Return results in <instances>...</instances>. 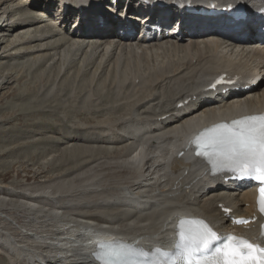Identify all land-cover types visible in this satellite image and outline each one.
Instances as JSON below:
<instances>
[{"label": "bare ground", "instance_id": "obj_1", "mask_svg": "<svg viewBox=\"0 0 264 264\" xmlns=\"http://www.w3.org/2000/svg\"><path fill=\"white\" fill-rule=\"evenodd\" d=\"M15 1L0 0V47L4 46L0 51V69L4 73L2 79L6 80L3 84L0 82V92L5 91L13 79L14 73L11 74L10 69L15 65L11 61H15L28 63V71L33 70L37 80L43 81L42 87L34 94H62L64 86L73 81L70 79L72 76H69L71 72L79 77L82 75L79 80L88 81L87 87L95 78L96 81L104 82L110 74L115 80L119 73H124L122 83L134 76L140 83L136 80L132 87L138 88L141 85L147 88V93L134 94L131 91L135 96L134 103L130 104L133 108H130L131 111L128 109L133 111L131 116L126 111L129 118L124 121L121 119V123L107 127L104 131L92 130L84 134V128L94 126V123H90L81 130L73 131L72 126L71 133L67 132L64 119L58 121L57 130L64 134L57 144L81 143L67 145L65 150L77 156H85L91 164L98 158L110 156L107 163L103 160L106 163L104 165L109 166V171L120 180V186L119 183L116 185L120 187V195L117 197V194L110 205L119 211L115 213V210L112 215L90 214L88 217L92 222L89 223L82 220L84 214H80L81 217L66 213H72L77 204L71 205L66 201L59 203L58 198L64 190L58 186L56 189L53 186V191L49 187L51 192H45L41 187L31 190L27 188L25 191L1 184L0 195L6 199L0 200V264H96L92 256L93 244L112 238L145 250L156 247L167 249L176 240L175 228L181 218L202 219L220 234L235 230L250 238L254 237V223L245 227H237L233 223L234 219L253 221L258 218L255 210L256 195L251 184L239 181L228 172L213 175L210 169H205L199 161L190 158L182 141L188 135L198 134L213 125L230 124L243 116L264 114V0H253L255 5L252 9L247 6L235 7L241 0H58L59 7L56 10L53 8L57 0H45L42 3L41 0H20L12 9L9 6L11 10L3 7ZM116 8L122 9L123 14L117 15ZM137 16L146 19L145 27L140 30L135 24ZM173 21H177L179 26L176 35L173 32L169 35L166 28ZM137 33H140L138 39L135 38ZM159 57L163 63L151 65L157 63ZM140 63L143 67H139ZM13 68L16 69L15 66ZM217 73L226 74L236 83L208 89V80ZM15 81L18 80L15 78ZM179 81L188 82L189 85ZM170 83L176 91L181 85L184 86L177 94H171L170 89V94H166L164 88L168 85L170 87ZM24 92L8 88L6 94L10 98L13 94H21L18 97L21 100ZM85 93L88 94L86 90ZM89 102L95 107L102 104L97 97L90 98ZM79 109L89 114L86 107ZM51 110L45 108L40 113L53 115L56 111L53 109L52 113ZM17 111L20 110L3 113L1 122L9 121V116L16 120L17 116H28L32 120L31 111ZM102 113L89 117L94 118V121H104L108 112ZM51 115H45L40 122L32 120L28 125V133L17 137H1L0 143L10 141L14 144L25 138L33 140L32 135L37 134L40 126H53L55 122L50 124V121H45ZM71 120L79 122L82 117ZM39 139L36 141L38 144L48 147L56 143L54 139L52 142ZM110 144H115L114 147H128L118 148L115 152L107 151L109 147L104 149V145ZM99 146H103V149ZM137 146L142 147L138 158L133 156ZM81 161L87 164L90 162L79 157L71 163L70 159V166L73 164L71 169H76ZM99 162L96 163L102 166ZM68 171L64 170V175ZM93 184L97 185L93 182V187ZM80 191L84 190H77L78 194ZM17 199H26L28 203L13 204V200ZM103 202L106 204V201ZM34 204L43 206L36 207ZM225 209L229 211L225 212ZM14 213H17L21 221L13 218ZM262 221L258 218V226Z\"/></svg>", "mask_w": 264, "mask_h": 264}, {"label": "rangeland", "instance_id": "obj_2", "mask_svg": "<svg viewBox=\"0 0 264 264\" xmlns=\"http://www.w3.org/2000/svg\"><path fill=\"white\" fill-rule=\"evenodd\" d=\"M45 0H41V3L44 2ZM242 2H240V4H245V5H248L250 4L248 0H241ZM20 2V0H16L14 3H8V5H5L3 6L5 9L7 8L8 10H11L14 5H17V3ZM24 2V1H23ZM12 4V5H10ZM239 5V4H238ZM10 6V8H9ZM13 6V7H12ZM235 6V5H234ZM59 7V3H58V0L55 1V7L53 8V10H56L57 8ZM54 13V11H53ZM117 13H122V11L119 9V11ZM57 20V19H55ZM57 22V21H56ZM135 24L137 25V27H140L141 24L137 21H135ZM171 28H169L170 30ZM138 34V33H137ZM139 35H137L135 38L138 39ZM134 45V44H133ZM3 46V45H2ZM0 47V51H2L1 48L3 47ZM30 61H32V57L29 58ZM135 58H133L132 60H134ZM160 57H159V60L157 58V63H151L152 64H157V65H161V62L162 60L160 61ZM168 60V59H166ZM8 61V60H7ZM6 61V62H7ZM164 61V60H163ZM12 64H15V65H12V68L10 69V72L11 74H13V79L10 80V83L9 85L7 86L8 88H11V89H19L21 92H24L25 94H22V98L21 100L19 99L18 100V97L21 96V94H13L12 96L13 97H8V94H6L8 92V88L4 90H2L0 92V117L2 116L3 113H6L10 110H20V111H17L18 113L19 112H23L22 110H26V111H31L32 113V120L33 121H36V122H40L41 118L44 117L45 115H51V114H41L40 111H42V109L44 110L45 108H49V109H54L53 111H56L53 115H51L49 118L45 119V121H50V124L51 122H55L54 124H52L53 126L51 127L50 125H46V126H40L37 134L35 135H32L33 137V140H29L27 138L25 139H22V140H17V142H15L14 144H11L12 142L10 141H6L5 143L4 142H1L0 143V185H7V186H11L12 188H14L15 190L16 189H19V190H25L27 191L29 188V190L31 189H35V188H40L42 191H45V192H49L50 189L48 190L49 187H51V190L53 191V189L57 186L58 188H61L64 190V192H61L63 194V197H62V194H61V197L58 198V202L59 203H69L71 205H79L81 204L80 206H77L75 205L74 207V211L71 213V212H66V213H69V214H74V215H78V216H85L83 217L82 220H85V221H88L89 223H91L92 221H90L88 215L90 214H94V215H103L104 213L105 214H114V211L115 213L118 212L119 210L117 208H114L113 206H111L110 204L112 203L113 200H115L116 198V195L117 197L120 195V192H119V189L120 187V183H119V179L118 177L113 174L111 171L109 166H105L106 163H107V160L110 159V156H104V157H101V158H98V162L102 164V166H100V164L94 162L91 164V161L88 159V158H84L85 156H77L73 153H70V151L67 149L65 150V146L68 147L69 145H73V144H81L80 142H72L73 144L69 143V144H63V145H60V144H57V141H61L62 139H59L62 134H64V132H59L57 130V126H58V121L61 120V119H64L65 123H66V127L68 128L67 129V132H71L73 133V131H75L76 129H82V127H84V125H89L90 123H94L93 127H86L84 128L83 130V133L86 134L87 131H92V130H100V131H104L108 128H111L115 125H118L119 123H121L122 121H124L126 118H129L132 114L131 109L130 108H133V105H130V104H133L134 101H135V96H133L132 94H146L147 93V88H144L142 87L141 85L138 87V88H133V84H134V81L138 80L139 83H140V80L139 79H136V78H133L134 76H131L129 75L127 80L129 81H125L124 83L123 80H124V73H119L117 75V79L114 77H110L109 75V78H107V80L104 82H102L103 80H100V81H96V78L94 79L95 81L92 82V84H90L89 86L90 87H87L86 84L88 85V81L86 80H79V79H82V75L77 76L76 74H73L72 72L69 73V76H72L70 79H71V83H67L65 86H64V89H63V92L62 94H34L35 91L37 92L40 88L42 87V85L44 84L43 81L40 82V80L38 81L37 78H36V73L35 72H32L33 70H29L28 71V63H22V62H15V61H11ZM14 62V63H13ZM156 62V61H155ZM160 64H159V63ZM8 63V62H7ZM7 63H2L3 65H6ZM21 63V65H20ZM76 63V62H75ZM163 63V62H162ZM8 65V64H7ZM18 65V67H17ZM142 65V66H141ZM16 67L15 70H13L14 68L13 67ZM122 67V64L121 66L118 68L119 70L121 69ZM139 67H143V64L140 63L139 64ZM12 70V71H11ZM20 70V72H19ZM74 70V69H73ZM14 71V72H13ZM76 71V70H75ZM2 70L0 69V82L5 83V79H2V76H4L2 73ZM19 73V74H18ZM33 73V74H32ZM35 74V75H34ZM21 75V76H20ZM22 78L20 81H19V78ZM77 79H75V78ZM15 78L16 80L18 81H15ZM113 78V79H112ZM132 79V80H131ZM134 79V80H133ZM13 80V81H12ZM113 80V84H112V81ZM119 80L121 81L120 84L119 83ZM15 81V82H14ZM80 81V82H78ZM111 81V82H110ZM133 83H131V82ZM40 82V83H39ZM100 82V83H99ZM115 82V83H114ZM180 82V81H179ZM95 83V84H94ZM103 83L105 85H103ZM172 83V82H171ZM170 83V87L168 85V87L166 86L164 88V93L166 94H170V92H172L171 94H177L179 93V90L182 86L184 85H181L179 87V89H177V91L175 89H173L172 85ZM181 84H185L187 85L188 82H180ZM76 84V85H75ZM101 84V85H100ZM109 85V86H106ZM112 84V85H111ZM130 86H129V85ZM68 85V86H67ZM79 85V86H78ZM85 85V86H84ZM100 85V86H98ZM104 87H103V86ZM189 85V84H188ZM15 86V87H14ZM39 86V87H38ZM98 86V87H96ZM119 86V87H118ZM76 87V88H75ZM122 87V89H121ZM69 88V89H68ZM75 88V90H74ZM82 88L86 90L87 93L84 94V91L82 90ZM98 88V90H97ZM105 88L107 89L105 91ZM168 88V89H167ZM42 89V88H41ZM90 89V90H88ZM93 89V90H92ZM115 93H114V91ZM135 89V90H134ZM138 89V91H137ZM144 91H143V90ZM169 89L172 90L169 92ZM28 90V91H27ZM72 92H71V91ZM95 90V91H94ZM168 90V91H167ZM174 90V91H173ZM33 91V93H32ZM68 91V92H67ZM102 91V93H101ZM122 93H121V92ZM129 92L128 94L126 92ZM133 93H132V92ZM137 91V92H136ZM30 92V93H29ZM76 92V93H74ZM78 92V93H77ZM90 92V93H89ZM100 92V93H99ZM119 92H120V95H119ZM123 92L125 93V96L123 95ZM142 92H145V93H142ZM32 93V94H31ZM74 93V94H72ZM93 93V94H92ZM109 96H108V94ZM113 93V94H112ZM131 93V94H130ZM72 94V95H71ZM77 94V97H75ZM81 94V95H80ZM88 96H87V95ZM118 94V95H117ZM121 94H122V98H121ZM127 94V95H126ZM23 95H26V96H23ZM71 95V96H69ZM85 95V96H84ZM111 95V96H110ZM116 95V96H115ZM132 96L130 98V96ZM17 96V97H16ZM95 96V97H94ZM100 96V97H99ZM129 99H127V97ZM26 97V99H25ZM89 97V98H88ZM98 98L100 99V101H102V104L101 106L99 107H95L93 104H90V98L93 99V98ZM111 97V98H110ZM126 97V98H125ZM134 97V98H133ZM13 98V99H12ZM110 100H108V99ZM16 99V100H15ZM29 99V100H28ZM82 99V100H81ZM89 99V100H88ZM107 99V100H106ZM116 99V100H115ZM133 99V100H131ZM12 100V101H11ZM23 100V101H22ZM27 100V101H26ZM115 100V101H113ZM121 102H119V101ZM131 100V101H130ZM14 101V102H13ZM18 101V102H16ZM19 101L23 102V103H19ZM53 101V102H52ZM86 101V102H85ZM107 101V102H106ZM123 101V102H122ZM12 102V103H11ZM16 102V103H15ZM14 103V104H13ZM87 103V104H86ZM105 103H108V106L107 104ZM118 103V104H117ZM123 103V104H121ZM130 106H129V105ZM10 105V106H9ZM14 105V106H13ZM42 105V106H41ZM54 105V106H53ZM85 105V106H84ZM87 105V106H86ZM6 106V107H5ZM37 106V108H36ZM107 108H106V107ZM114 106V107H113ZM132 106V107H131ZM3 107V108H2ZM79 107H86L87 110L89 111V114H86L84 113L85 111H82L79 109ZM125 107V108H124ZM129 107V108H128ZM41 108V109H40ZM89 108V109H88ZM4 109V110H3ZM8 109V111H7ZM56 109V110H55ZM122 109V111H121ZM130 111H129V110ZM51 110V112L53 113V111ZM124 110V111H123ZM102 111L104 112H108L106 113L107 116L106 118L104 119V121H94L95 119L92 118V117H89L90 115H99V114H103ZM130 115H128V113ZM63 112V113H62ZM80 112V113H79ZM113 112V113H112ZM57 113V114H56ZM120 113V114H119ZM80 114V115H79ZM114 114V115H113ZM69 115V116H68ZM116 115V116H115ZM127 115L129 117H127ZM105 116V114H104ZM119 116V117H118ZM18 119L16 120L15 117H11L9 116V121H2L1 122V118H0V139L1 137H5V138H8V137H12V136H15L17 137V135H21L22 133H28L29 132V129H28V125L31 124V121H30V117L28 116H17ZM22 117V119H21ZM74 117H82V120H80L79 122H73L71 119L74 118ZM115 117V119H114ZM27 118H28V121H27ZM120 119V120H119ZM121 119H123L121 121ZM14 120V121H13ZM32 121V122H33ZM42 121V120H41ZM44 121V122H45ZM110 121V122H109ZM8 122V123H7ZM117 123V124H115ZM107 124V125H106ZM112 126H111V125ZM61 125V123H60ZM101 125V126H100ZM104 125V126H103ZM72 126L74 128V130L72 129ZM99 126V127H98ZM49 128V130H47V132L45 131L46 128ZM101 127V128H100ZM108 127V128H107ZM73 130V131H72ZM4 131V132H3ZM28 131V132H27ZM12 132V133H11ZM17 132V133H16ZM3 133V134H2ZM16 133V134H15ZM2 134V135H1ZM14 134V135H13ZM74 136V135H73ZM72 136V137H73ZM39 138H44V140H48V142H52L53 139L55 140L54 142L56 143H53V144H50L49 147L48 145H44V144H38V142L36 141H40ZM31 139V138H30ZM39 139V140H38ZM51 139V140H50ZM56 139H59V140H56ZM29 141H32V142H29ZM9 142V143H8ZM22 144V146L19 144ZM25 142V143H24ZM28 142V143H27ZM3 143V144H2ZM27 143V144H26ZM61 143V142H59ZM117 143V142H115ZM16 144V145H15ZM20 146H19V145ZM26 144V145H25ZM32 144L35 146H32ZM57 144V145H56ZM25 147H24V146ZM55 145V146H54ZM68 145V146H67ZM85 146H87L86 144H83ZM51 146V147H50ZM57 146V148H56ZM104 149L107 150V147L108 150H111L112 152H115V150H119L121 148H124L125 146H122V147H114L115 144H110V145H104ZM45 147V148H44ZM99 147H103V146H99ZM128 147V146H127ZM138 147V148H137ZM137 152H135L133 154V156H137L138 158V152L141 151V148L140 146H137ZM114 148H117V149H114ZM119 148V149H118ZM135 148V149H136ZM14 151H13V150ZM96 149H98V147H96ZM103 149V148H102ZM114 149V151H113ZM54 150V151H53ZM64 150V152L62 151ZM12 151V152H11ZM66 151V152H65ZM24 152V153H23ZM29 152V153H28ZM43 152V153H42ZM110 152V153H112ZM11 155H10V154ZM20 153V154H18ZM23 153V154H22ZM39 154V155H38ZM43 154V155H42ZM50 154V155H49ZM60 154V155H59ZM69 154V155H68ZM10 155V156H9ZM14 155V156H13ZM33 155V156H32ZM42 157H41V156ZM57 155V156H56ZM59 155V156H58ZM65 156V157H64ZM35 157V158H34ZM55 157V159H54ZM67 157V159H66ZM76 157L79 158L81 157V159H85V160H88L90 162L87 163H80L79 166L76 167V169L72 170L71 167L73 166H70L71 163L76 160L74 159ZM54 160H53V159ZM60 158V160L58 159ZM70 159H71V163H70ZM58 160V161H57ZM103 160H106V163L105 161ZM123 160V159H122ZM121 160V161H122ZM56 161V162H55ZM60 161V162H59ZM66 161L67 163L65 164ZM63 162L62 166H61V163ZM59 163V164H58ZM105 163V165H104ZM54 164V165H53ZM58 164V165H57ZM98 164V165H97ZM67 165V166H66ZM81 165V166H80ZM83 165V166H82ZM93 165V166H92ZM52 166V167H51ZM66 166V167H65ZM88 168H87V167ZM99 166V167H98ZM105 166V167H104ZM65 167V169H64ZM82 167V168H81ZM94 167V168H93ZM101 167V168H100ZM85 168V169H84ZM90 168V169H89ZM108 168V169H107ZM61 169V170H60ZM77 169L79 171H77ZM82 169V171L80 170ZM101 169V170H100ZM103 169V170H102ZM45 170V171H44ZM64 170H69L68 173H66V175H64L63 171ZM92 170V171H90ZM100 170V171H99ZM43 171V172H42ZM50 171V172H49ZM55 171V172H54ZM77 171V172H75ZM94 171V172H93ZM42 172V173H41ZM46 172V173H45ZM49 172V173H48ZM58 172V173H56ZM97 172V173H96ZM111 172V174L109 173ZM55 173V174H54ZM77 173V174H76ZM79 173V174H78ZM89 173L91 174V176H89ZM93 173V174H92ZM104 173V174H103ZM107 173V174H106ZM34 174V175H33ZM40 176H39V175ZM47 174V175H46ZM51 174V176H50ZM85 174V175H84ZM96 174V175H95ZM64 175V176H63ZM94 175V176H93ZM113 175V176H112ZM34 176V177H33ZM48 176H50L51 178H48ZM54 176V177H53ZM63 176V177H61ZM67 176V177H66ZM78 176V177H77ZM83 176V177H82ZM93 176V177H92ZM101 176H103V178H101ZM37 177V178H36ZM46 177V178H45ZM57 177V178H56ZM59 177L61 178L58 182V179ZM86 177V178H85ZM99 177V178H97ZM113 177V178H112ZM34 178V179H33ZM55 180H54V179ZM64 178V179H62ZM76 178V179H75ZM68 179V181L66 180ZM72 179V180H70ZM80 182H78V180ZM94 179V180H93ZM97 179H99V181H97ZM122 179V178H121ZM48 180V181H47ZM85 180V181H84ZM103 182H101V181ZM61 181V182H60ZM75 181V182H74ZM105 181V182H104ZM47 182V183H46ZM54 182V183H53ZM69 182V183H68ZM86 182V183H85ZM91 183V184H88V183ZM96 183L97 185L93 184L95 187L92 186V183ZM16 183V184H15ZM44 183V184H43ZM57 183V185H56ZM60 183V184H59ZM62 183H63V186H62ZM106 183V184H105ZM119 183L118 186H116L117 184ZM18 184V186H17ZM51 184V185H50ZM59 184V185H58ZM105 184V185H103ZM45 185H47V187H45ZM100 185V186H98ZM24 186V187H23ZM54 186V187H53ZM98 186V187H97ZM104 186V187H103ZM108 186V187H106ZM115 186V187H114ZM53 187V189H52ZM97 187V188H96ZM112 187V188H111ZM44 188V189H43ZM55 188V189H56ZM91 188V189H90ZM115 188V189H114ZM118 188V189H117ZM104 189V190H103ZM107 189V190H106ZM109 189V190H108ZM112 189V190H110ZM68 190V191H67ZM77 190H84V191H80L79 194L77 192ZM93 192H92V191ZM237 190V189H235ZM101 191V193H99ZM106 193H105V192ZM114 191V192H112ZM119 193H118V192ZM121 191V190H120ZM51 192V191H50ZM67 192H70V194H68ZM82 192V193H81ZM89 195H91V197L96 198V200L92 199ZM104 192V193H103ZM117 192V193H116ZM66 193V194H65ZM84 193L86 195H84ZM92 193L94 195H92ZM108 193H111V194H108ZM238 191L235 192V194H237ZM77 194V196H76ZM103 194V195H102ZM108 194V195H106ZM115 194V195H113ZM74 196L72 197V199H70V197H67V196ZM72 195V196H71ZM88 195V196H87ZM66 198H65V197ZM96 196V197H94ZM77 197V199H76ZM83 197V198H82ZM86 197V198H85ZM114 198V199H111V198ZM62 198V199H61ZM73 198H75L76 200H79V201H76L74 200ZM92 199L90 201V199ZM99 198V199H98ZM1 199H6L5 196L3 195H0V200ZM83 199L81 202L80 200ZM18 200V201H17ZM17 200H13L15 201L13 204L15 205H23L25 203H28L27 201L28 200H24V199H17ZM61 200V201H60ZM70 200V201H69ZM72 200V201H71ZM88 200V201H87ZM47 201V200H44V202ZM66 201V202H65ZM84 201V202H83ZM97 201H100V202H97ZM103 201H106V204L107 202L109 201V204H105V202ZM21 202V203H20ZM48 203L50 202L49 200L47 201ZM42 203V202H41ZM74 203V204H73ZM83 203V205H82ZM102 204L103 206H98V204ZM36 205V207H41L43 206L42 204H34ZM86 205V207H84ZM105 205V206H104ZM91 206V207H90ZM108 206V207H107ZM94 211H90L91 209ZM112 207V208H111ZM95 210H94V209ZM47 209V208H46ZM107 209V211H105ZM80 210V211H79ZM83 210V211H81ZM89 210V211H88ZM77 212V213H76ZM81 212V213H80ZM86 212V213H84ZM18 213V212H17ZM17 213L13 214L12 216H14L13 218L16 219V221H21L18 217H17ZM81 214V215H80ZM81 216V217H82ZM85 218V219H84ZM18 219V220H17Z\"/></svg>", "mask_w": 264, "mask_h": 264}, {"label": "snow or ice", "instance_id": "obj_3", "mask_svg": "<svg viewBox=\"0 0 264 264\" xmlns=\"http://www.w3.org/2000/svg\"><path fill=\"white\" fill-rule=\"evenodd\" d=\"M190 145L196 156L210 165L213 175L228 172L238 179L258 181L262 185L258 210L264 215V114L247 115L230 124L203 129ZM259 238L264 240V225ZM97 247L101 251L94 255L102 256L103 264H264V246L243 237L217 233L206 221L195 218L179 220L170 250H145L124 242H101Z\"/></svg>", "mask_w": 264, "mask_h": 264}]
</instances>
